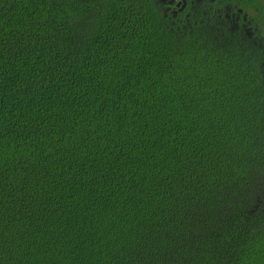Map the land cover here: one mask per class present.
I'll list each match as a JSON object with an SVG mask.
<instances>
[{
    "label": "trees",
    "instance_id": "1",
    "mask_svg": "<svg viewBox=\"0 0 264 264\" xmlns=\"http://www.w3.org/2000/svg\"><path fill=\"white\" fill-rule=\"evenodd\" d=\"M152 0H0V264H264V86Z\"/></svg>",
    "mask_w": 264,
    "mask_h": 264
},
{
    "label": "flooded vegetation",
    "instance_id": "2",
    "mask_svg": "<svg viewBox=\"0 0 264 264\" xmlns=\"http://www.w3.org/2000/svg\"><path fill=\"white\" fill-rule=\"evenodd\" d=\"M175 35L202 34L232 42L253 58L264 86V0H152Z\"/></svg>",
    "mask_w": 264,
    "mask_h": 264
}]
</instances>
